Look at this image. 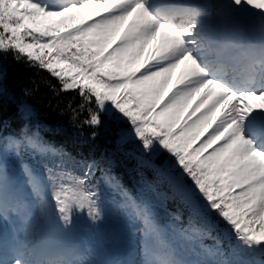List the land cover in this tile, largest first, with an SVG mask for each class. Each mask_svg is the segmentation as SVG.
Wrapping results in <instances>:
<instances>
[{"label": "snow or ice", "instance_id": "6c2138e0", "mask_svg": "<svg viewBox=\"0 0 264 264\" xmlns=\"http://www.w3.org/2000/svg\"><path fill=\"white\" fill-rule=\"evenodd\" d=\"M230 3L264 9V0ZM213 15L227 22L220 0H162L156 10L153 0H72L59 6L52 0H0V56L11 55L17 62L38 67L58 81L60 91L75 92L80 103L73 113L84 114L82 126L91 129L93 140L109 106L119 113L126 127L118 130L116 143L119 147L133 144L126 155L137 162L142 189L157 198L156 204L136 201L110 167L76 161L26 126L0 137L4 150L18 158L22 149L41 155L48 190L65 232L81 214L93 222L105 218L100 191L105 184L123 197L114 204L115 211L133 222L141 221L146 234L159 235L164 229L181 235L190 229L200 232L197 219L209 224L201 212L202 200L242 244L249 248L264 245V126L251 134L247 129L254 113H264V48L249 46L246 55L259 71L239 83L226 67L221 68L226 64V33L203 23L202 18ZM233 29L240 34L239 28ZM158 38L155 49L138 64ZM177 69L181 74L169 90ZM252 101L261 103L253 107ZM21 113L28 115L23 108ZM157 147L175 159L179 174L174 175L166 161L155 162ZM23 169L33 191L41 192L40 179L27 165ZM184 178L191 187L183 183ZM160 185H166V191H160ZM177 199L188 213L187 224L180 228L174 223L161 225L155 208L163 209L167 201ZM18 205L6 165L0 162V216L7 218L19 210ZM172 220L180 221L181 216L173 215ZM33 229H40L37 221L27 225V231ZM7 251L14 257L10 264H60L38 247ZM209 255L214 259L222 253ZM0 264H9L3 250ZM144 264L185 262L147 256Z\"/></svg>", "mask_w": 264, "mask_h": 264}, {"label": "trees", "instance_id": "16d2710c", "mask_svg": "<svg viewBox=\"0 0 264 264\" xmlns=\"http://www.w3.org/2000/svg\"><path fill=\"white\" fill-rule=\"evenodd\" d=\"M79 103L75 92L60 91L58 81L46 71L23 60L17 62L11 55L0 56V130L5 127L17 133L26 125L29 132L38 133L42 140L62 148L76 161H95L123 177L125 172L115 171L114 164L121 167L126 160H133L126 155L133 145L119 147L116 143L121 120L103 116L93 140L91 129L82 126L84 114L73 113ZM22 108L31 111L30 120L22 115ZM124 182L129 185L128 180ZM171 208L184 214L180 205L171 203Z\"/></svg>", "mask_w": 264, "mask_h": 264}, {"label": "rangeland", "instance_id": "374dc122", "mask_svg": "<svg viewBox=\"0 0 264 264\" xmlns=\"http://www.w3.org/2000/svg\"><path fill=\"white\" fill-rule=\"evenodd\" d=\"M144 63V61L142 62V64ZM172 83V81H171ZM171 83L169 85V90L171 89ZM167 95V92L166 94ZM116 114L120 117L119 113H116L114 109H112L109 106L108 112L107 114ZM122 118V117H120ZM123 119V118H122ZM123 123L126 124V121L123 120ZM157 149H159V147H157ZM157 149L155 151H157ZM160 151H163L161 149H159ZM164 152V151H163ZM165 154H167L166 152H164ZM174 158L169 156V160H173ZM176 167V166H175ZM32 172L34 175H36L42 185L43 188L45 189V191H48L49 196L48 199H50L51 204H49V206L51 207L50 212L54 211L55 212V206L53 205L52 202V197L50 194V191L48 190V184H47V180L45 177V173L42 171H38L36 168H31ZM178 172V169H176ZM173 171V170H172ZM175 171V170H174ZM173 173V172H172ZM176 173V171H175ZM140 200L145 202V203H151V204H156L157 203V198L154 194H152L151 191H149L147 196L144 197H140ZM197 200H199V196H197ZM139 202V201H138ZM201 204V212L204 216H208L209 214V210L207 208V206L203 203V201H200ZM108 205H110V207H108ZM104 206L106 207V215L105 216H109L110 218L115 220V223L112 224L113 226L110 227V230L108 232V234L105 233V231H103V228H100L98 226V223H93L92 225H85V222H91L90 219H88L85 215L81 214L80 216L74 217V222L72 225V229L73 230H77V236L78 238H76L75 234H72L71 236V241L75 242L76 244H79L81 249L84 251V259L86 260V264H103L101 263L105 261L106 259V264H107V260L112 261L113 258L117 257L118 252H120V247L118 245H113V242L116 239H119L121 235L118 234V230L121 228V221L120 218L122 219H127L124 215L117 213L114 209V203H112L111 201L109 203H105ZM46 207H42L41 209L43 211H45ZM56 213V212H55ZM80 223H82L83 225H81ZM159 223L161 225H167L164 221H160ZM135 228H138L139 225L135 224L134 225ZM255 227L257 229H259L260 225L256 224ZM172 234V231L169 229H164L159 235L160 237H164L165 238H169L170 235ZM150 236V238L153 240L154 239V235L155 234H148ZM76 238V239H75ZM191 240L188 242L189 246L193 247L194 239L190 238ZM155 242V240H153ZM104 242H108V243H104ZM111 243V244H110ZM108 245V248H107ZM102 253L103 256H100V254ZM93 258L94 260H90L89 263H87V261Z\"/></svg>", "mask_w": 264, "mask_h": 264}, {"label": "bare ground", "instance_id": "6f19581e", "mask_svg": "<svg viewBox=\"0 0 264 264\" xmlns=\"http://www.w3.org/2000/svg\"><path fill=\"white\" fill-rule=\"evenodd\" d=\"M201 1L204 2V0H201ZM231 6L234 9H236L234 5H231ZM249 7L251 8V6H249ZM239 8H240V10L250 9L247 6H241ZM92 11L97 12L100 10L99 9H93ZM85 15H87V14H85ZM246 17H248L245 20V22L247 24L253 23V22H254V24H259L261 21V18L259 16H255L254 19L252 18V15L246 16ZM259 40H260V43H264L263 38H260ZM158 43H159V38L156 41H153L151 45H149V49L145 52V55L143 57H140L138 64H142V62L145 60V58L148 57V55L150 54L151 50L155 49V47L158 45ZM178 73H179V71L175 75H177ZM175 75H173V76H175ZM233 75H235V74H233ZM174 79H176V76L174 77ZM242 81L245 82L244 80H242ZM15 212L17 214H21V212L19 210L15 211ZM48 218H50V217H47L46 219H48ZM35 221H37L39 223V226H40L42 219L39 220V218H37ZM54 229L55 230L51 231L50 222L46 221V229H43L42 233H40V236H39L40 241L39 242L36 241L34 246L38 247L40 249H43V250H47V251L51 248H54V247H57V248L61 247L65 241H63L59 235L63 234L62 230H64V229L62 228V226L60 224H58V226ZM126 243L127 244H125V246H124L125 251H124V253L121 254V256L123 257L122 258L123 261H125L127 258H130L133 256L132 255V249L133 248H135L136 252H137L136 258H140L141 260H144L141 256V254L145 250L149 251L150 247H151V243H150L149 238L142 237L140 239H137V238H135L134 233H132L130 231L128 233H126Z\"/></svg>", "mask_w": 264, "mask_h": 264}]
</instances>
